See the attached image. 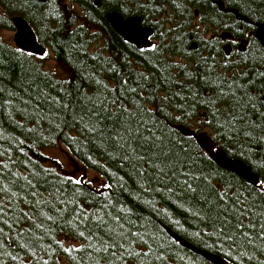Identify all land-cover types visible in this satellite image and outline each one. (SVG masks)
<instances>
[{
	"label": "trees",
	"instance_id": "obj_1",
	"mask_svg": "<svg viewBox=\"0 0 264 264\" xmlns=\"http://www.w3.org/2000/svg\"><path fill=\"white\" fill-rule=\"evenodd\" d=\"M188 1L186 16L173 1L128 9L167 23L137 49L100 7L0 0V31L24 17L62 72L0 36V264H214L178 238L226 264H264V49L246 36L253 24ZM220 1L264 21V0ZM208 26L247 37L246 50L225 56ZM179 126L208 129L258 184ZM57 143L105 185L48 164Z\"/></svg>",
	"mask_w": 264,
	"mask_h": 264
},
{
	"label": "water",
	"instance_id": "obj_2",
	"mask_svg": "<svg viewBox=\"0 0 264 264\" xmlns=\"http://www.w3.org/2000/svg\"><path fill=\"white\" fill-rule=\"evenodd\" d=\"M44 2L46 0H40ZM218 8L223 12H229L235 16L237 20L252 23L245 15L241 14L237 9L227 8L220 1H216ZM95 5L98 4V0H95ZM107 22L110 24L111 28L121 37L124 42L132 44L137 49H143L150 47L152 45L151 36L153 35V30L150 27L143 26L141 24L142 18L140 16H130L123 18L117 12H109L105 15ZM13 23L15 33L13 36L14 45L23 51L29 52L31 54L42 57L45 55L47 47L39 43L36 34L31 27V25L22 16H13L11 18ZM255 30L254 36L264 48V21H258L254 23ZM221 38H231L229 32L223 31L221 33ZM239 49L243 50L246 40H239ZM195 45L192 44L191 47ZM223 50L226 54L230 51V45L225 44ZM179 130L184 134L194 135L198 144L209 154L210 158L221 168L239 176L246 182L250 184H257L259 179L258 176L251 170L249 165L238 158L229 157L222 149L216 148L215 144L212 142L210 137H208L204 132L194 134L191 130L178 127ZM173 236L177 237L173 234ZM179 241L186 247L190 248L196 253H199L206 257L214 264H226L218 256L197 248L191 244H188L183 239L178 238Z\"/></svg>",
	"mask_w": 264,
	"mask_h": 264
},
{
	"label": "flooded vegetation",
	"instance_id": "obj_3",
	"mask_svg": "<svg viewBox=\"0 0 264 264\" xmlns=\"http://www.w3.org/2000/svg\"><path fill=\"white\" fill-rule=\"evenodd\" d=\"M38 1H40V0H38ZM65 1H67L69 3H72L73 6L76 9L79 10V12H84L85 8H87V7L88 8L89 7L90 8L93 7L94 9L97 8V7H100L101 8V12H102V16H103V18L105 19L106 22H107V20H106L105 15L107 13H109V12H117L123 18H127V17H130V16H140L142 18L141 24L143 26L150 27L153 30V35L151 36V39L153 40V43L155 42V39L160 34V32H162L161 29L163 30V28L167 27V23H165L164 20L160 21V17H158V16H154L152 19H150V20H152V23L147 22L145 17H144V15H142V13L134 12V11H132V13H131V12L128 11V9L135 8V7H138L139 9H142L143 7H149V6H152L153 9H158V2H169V1L172 2L173 1V2L176 3L177 10H180V12L178 14H180V16H181L184 13V15L186 16L187 12H188L187 11L188 10V6H189V1L188 0H98V4L97 5L94 4L95 0H65ZM211 2L215 3L214 0H211ZM179 3H181V5H179ZM165 6H166V3L164 4L163 7H165ZM193 10L195 12H197V9L194 8V7H193ZM11 23H12V21H11ZM28 23L33 28V25L30 22H28ZM107 24L110 27V29L114 33H116L111 28V26H110V24L108 22H107ZM12 26H13V23H12ZM157 26L160 28V31H159V28ZM12 29H14V26H13ZM254 30H255V26H253V28H251V29H249L247 31L246 36L252 35L255 38ZM221 31L222 30H219V31L215 30V28L213 26H208V33H207L206 37L210 38V39H214L217 42L218 46L221 47L222 51H223V45L228 43L230 45V51H229L228 55H231L233 57L238 58V56L246 50L248 38L245 37V36L235 35L231 31H229L231 36H232V38L223 39L220 36V32ZM240 39H245L246 40V43H245V46H244L243 50L239 49V44H240L239 40ZM255 40L258 42V40L256 38H255ZM258 44L261 46V44L259 42H258ZM196 48H197V46L195 45V47L192 48V49L196 50ZM225 56H227V55L225 54Z\"/></svg>",
	"mask_w": 264,
	"mask_h": 264
},
{
	"label": "rangeland",
	"instance_id": "obj_4",
	"mask_svg": "<svg viewBox=\"0 0 264 264\" xmlns=\"http://www.w3.org/2000/svg\"><path fill=\"white\" fill-rule=\"evenodd\" d=\"M14 29H5L0 31V36L8 43L14 44ZM37 56V55H35ZM39 57V56H38ZM43 63L45 68L51 70L55 74L62 76V72L53 58L51 52L47 49L45 52ZM209 133L208 129H204ZM44 153L49 158L48 164L58 166L61 171L70 175L74 180L88 183L94 189H101L105 185L103 178L95 172L87 169L79 160L75 159L68 151L67 147L62 143H57L51 147L44 149ZM66 245L75 242L71 239H65Z\"/></svg>",
	"mask_w": 264,
	"mask_h": 264
},
{
	"label": "snow or ice",
	"instance_id": "obj_5",
	"mask_svg": "<svg viewBox=\"0 0 264 264\" xmlns=\"http://www.w3.org/2000/svg\"><path fill=\"white\" fill-rule=\"evenodd\" d=\"M76 183H80V181H76ZM261 187H264V182H261Z\"/></svg>",
	"mask_w": 264,
	"mask_h": 264
},
{
	"label": "bare ground",
	"instance_id": "obj_6",
	"mask_svg": "<svg viewBox=\"0 0 264 264\" xmlns=\"http://www.w3.org/2000/svg\"><path fill=\"white\" fill-rule=\"evenodd\" d=\"M227 262V261H226Z\"/></svg>",
	"mask_w": 264,
	"mask_h": 264
}]
</instances>
